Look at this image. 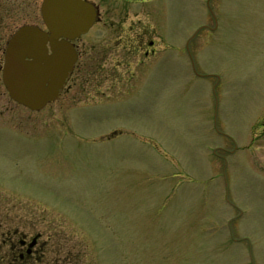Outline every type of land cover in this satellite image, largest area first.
<instances>
[{
    "label": "rangeland",
    "instance_id": "obj_1",
    "mask_svg": "<svg viewBox=\"0 0 264 264\" xmlns=\"http://www.w3.org/2000/svg\"><path fill=\"white\" fill-rule=\"evenodd\" d=\"M42 1L0 0V230L40 233V264H264V0L133 4L148 72L32 110L2 67Z\"/></svg>",
    "mask_w": 264,
    "mask_h": 264
},
{
    "label": "flooded vegetation",
    "instance_id": "obj_2",
    "mask_svg": "<svg viewBox=\"0 0 264 264\" xmlns=\"http://www.w3.org/2000/svg\"><path fill=\"white\" fill-rule=\"evenodd\" d=\"M86 1L93 4L96 10L91 28L101 23L105 31L107 25L114 27L115 31L111 35L99 34L94 38L87 32L69 39L76 52V59L59 89L58 96L53 101L61 97L67 80L70 81L69 90L75 86L82 73L83 81L87 83L84 86L87 91L81 88L84 92L82 94H88L87 100L91 101L90 98L93 96L90 92L104 96L103 100L121 98L122 86L129 84L134 77L133 64L137 66L136 70L139 67L148 72L146 60L153 51L150 33H146L149 20L140 15L132 5L142 4V8H145L144 5L147 4V9H150V0ZM131 11L135 16L128 19L126 15ZM126 24L132 32H126L124 27ZM86 35L87 37L82 39V36ZM112 58H114L113 62H111ZM0 232V264H40L43 256L39 255L43 254L44 248L43 243L40 242V233L29 237L22 235L17 229L11 230L9 226L1 228ZM34 259L35 261L32 262Z\"/></svg>",
    "mask_w": 264,
    "mask_h": 264
},
{
    "label": "water",
    "instance_id": "obj_3",
    "mask_svg": "<svg viewBox=\"0 0 264 264\" xmlns=\"http://www.w3.org/2000/svg\"><path fill=\"white\" fill-rule=\"evenodd\" d=\"M45 28L23 25L7 43L2 80L10 97L32 110L53 101L76 59L69 39L84 33L96 10L85 0H43Z\"/></svg>",
    "mask_w": 264,
    "mask_h": 264
}]
</instances>
